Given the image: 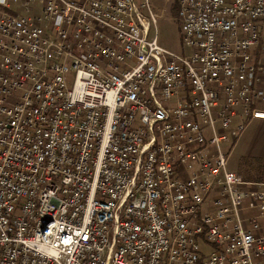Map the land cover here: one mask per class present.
Wrapping results in <instances>:
<instances>
[{
	"label": "built area",
	"instance_id": "obj_1",
	"mask_svg": "<svg viewBox=\"0 0 264 264\" xmlns=\"http://www.w3.org/2000/svg\"><path fill=\"white\" fill-rule=\"evenodd\" d=\"M174 2L0 0V264H264V0Z\"/></svg>",
	"mask_w": 264,
	"mask_h": 264
},
{
	"label": "rangeland",
	"instance_id": "obj_2",
	"mask_svg": "<svg viewBox=\"0 0 264 264\" xmlns=\"http://www.w3.org/2000/svg\"><path fill=\"white\" fill-rule=\"evenodd\" d=\"M158 13L157 22L153 24L151 37L155 34V28L158 32V44L170 51L178 54L186 55L191 52L182 42V33L178 22L177 3L174 0H151ZM175 3V4H174ZM13 8L18 9V5H13ZM264 34V31H263ZM264 42V40H262ZM73 74L68 75V85L71 86ZM264 123L262 120H254L250 123L242 133L239 143L231 153L228 169L244 176L249 168L255 167V176L261 177L264 180V168L259 164L264 165ZM230 135V131H221ZM230 143L223 145V150L228 152L231 148ZM255 161L254 163H252Z\"/></svg>",
	"mask_w": 264,
	"mask_h": 264
},
{
	"label": "trees",
	"instance_id": "obj_3",
	"mask_svg": "<svg viewBox=\"0 0 264 264\" xmlns=\"http://www.w3.org/2000/svg\"><path fill=\"white\" fill-rule=\"evenodd\" d=\"M175 4V3H174ZM177 6V5H176ZM255 161H253L252 163H254ZM259 166L261 168H264V165L263 164H259ZM254 171H255V167H252V168H249L248 169V172L244 174V177L246 180H250V181H264L261 179V177H257L255 176L254 174Z\"/></svg>",
	"mask_w": 264,
	"mask_h": 264
},
{
	"label": "crops",
	"instance_id": "obj_4",
	"mask_svg": "<svg viewBox=\"0 0 264 264\" xmlns=\"http://www.w3.org/2000/svg\"><path fill=\"white\" fill-rule=\"evenodd\" d=\"M255 120H262V121H264V119H255ZM254 121V120H253ZM252 121V122H253ZM251 123V122H250ZM250 123H249V125H250ZM259 125H264V123H261V124H259ZM239 143V142H238ZM237 143V144H238ZM237 146V145H236ZM241 175V174H240ZM242 177H243V179L245 180V181H247V182H252V183H259V184H264V181H250V180H246L245 179V177L242 175Z\"/></svg>",
	"mask_w": 264,
	"mask_h": 264
}]
</instances>
